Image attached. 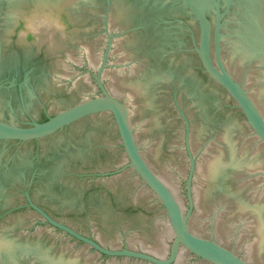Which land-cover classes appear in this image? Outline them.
Listing matches in <instances>:
<instances>
[{
  "label": "water",
  "instance_id": "obj_1",
  "mask_svg": "<svg viewBox=\"0 0 264 264\" xmlns=\"http://www.w3.org/2000/svg\"><path fill=\"white\" fill-rule=\"evenodd\" d=\"M0 264H264V0H0Z\"/></svg>",
  "mask_w": 264,
  "mask_h": 264
},
{
  "label": "flooded vegetation",
  "instance_id": "obj_2",
  "mask_svg": "<svg viewBox=\"0 0 264 264\" xmlns=\"http://www.w3.org/2000/svg\"><path fill=\"white\" fill-rule=\"evenodd\" d=\"M46 120H47V118H46ZM46 120H45V121H46Z\"/></svg>",
  "mask_w": 264,
  "mask_h": 264
}]
</instances>
